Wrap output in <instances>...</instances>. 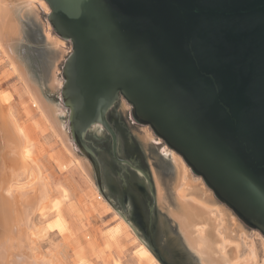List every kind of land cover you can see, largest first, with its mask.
Instances as JSON below:
<instances>
[{
  "label": "water",
  "instance_id": "obj_1",
  "mask_svg": "<svg viewBox=\"0 0 264 264\" xmlns=\"http://www.w3.org/2000/svg\"><path fill=\"white\" fill-rule=\"evenodd\" d=\"M43 1L72 45L60 99L96 175L83 143L93 123L130 165L106 118L122 99L135 124L264 237V0Z\"/></svg>",
  "mask_w": 264,
  "mask_h": 264
},
{
  "label": "rangeland",
  "instance_id": "obj_2",
  "mask_svg": "<svg viewBox=\"0 0 264 264\" xmlns=\"http://www.w3.org/2000/svg\"><path fill=\"white\" fill-rule=\"evenodd\" d=\"M8 3L19 29L18 41L14 48L15 58L29 80L40 87L45 99L57 109L66 145L74 159L86 163L90 172V176L85 175L72 156L68 153L60 154L64 151V146L50 131L46 129H43V132H40L42 129L37 131L34 123L38 121L39 116L27 100L21 83L11 74L10 68L4 64L0 55V89L9 94L16 117L26 126L31 124L34 127L31 132L40 157L39 162L41 161L42 177L46 178L47 183L50 182V194L61 203V214L64 219L59 228L50 229L55 226L57 220L55 213L47 210L48 206H43L46 209L41 208L32 217L31 224L35 226L34 246L35 252L39 254L38 258L44 257L45 260L52 258L54 262L52 264H163L149 248L156 260L155 263L138 254L140 245L147 246L144 237L137 234L118 211L107 203L94 181L91 162L74 144L68 126L69 112L63 107L60 99L63 85L61 70L72 51L70 41L58 37L50 27L47 20L50 11L46 3L47 7L36 3L35 8H29L19 0H9ZM51 42L58 43L53 45ZM130 110L131 107L120 99L106 115L117 137V156L142 168L153 189L154 205L168 218V208L160 206L158 201L153 171L170 166L167 160L169 157L165 156L166 153L163 151L171 150L148 127L135 124L130 118ZM146 130L150 132L152 139L148 140L145 136L144 140V135H148ZM83 143L94 155L102 172L107 165L113 163L110 156V138L103 129L89 131L84 136ZM58 154L60 157H57ZM183 164L187 167L185 163ZM63 165L66 168H63ZM187 169L190 181L208 191L213 203L222 206L228 212L225 211L229 214L227 218L234 216L243 234L249 239L259 240L257 235L264 238L257 230L245 226L214 197L200 177L194 175L188 167ZM165 179L163 181H166ZM164 187L166 188L165 184ZM166 196L167 201L171 203V195L167 192ZM121 212L125 215V212L122 210ZM116 228L121 230L113 238L110 233Z\"/></svg>",
  "mask_w": 264,
  "mask_h": 264
},
{
  "label": "bare ground",
  "instance_id": "obj_3",
  "mask_svg": "<svg viewBox=\"0 0 264 264\" xmlns=\"http://www.w3.org/2000/svg\"><path fill=\"white\" fill-rule=\"evenodd\" d=\"M8 1L0 0V55L11 74L21 83L27 100L39 116L34 123L37 131H50L64 146L60 154L68 153L74 159L65 143L57 109L45 99L40 87L29 80L15 58L19 29ZM19 1L29 8H35L36 3L47 7L43 0ZM46 36L49 38L48 34ZM10 101L9 94L0 89V264H52V258L39 259L35 252V226L31 219L45 208L43 206H48L47 210H52L57 220L50 229L59 228L64 222L61 203L53 199L50 182L42 177L41 161L31 132L34 127L31 124L26 126L16 117ZM93 124L95 130L100 129L96 123ZM146 133L148 135L144 137L152 139L148 130ZM163 153L169 157L166 159L170 166L153 171L158 201L160 206L168 208L169 218L182 244L197 264H264V238L257 235L259 240L249 239L243 234L234 216L227 218L228 212L213 203L208 191L190 181L189 170L182 159L169 150ZM75 159L82 173L90 176L87 164ZM62 167L66 168L65 165ZM167 192L171 195V203L167 201ZM120 230L114 229L111 237L118 235ZM138 254L152 263L156 262L144 245H140Z\"/></svg>",
  "mask_w": 264,
  "mask_h": 264
},
{
  "label": "flooded vegetation",
  "instance_id": "obj_4",
  "mask_svg": "<svg viewBox=\"0 0 264 264\" xmlns=\"http://www.w3.org/2000/svg\"><path fill=\"white\" fill-rule=\"evenodd\" d=\"M110 156L113 163L107 165L103 172L98 165V176L93 169L96 186L107 203L118 211L137 234L144 237L146 247L163 264H197L196 259L187 254L170 218L165 217L154 205L153 189L142 168L117 156L130 165L118 163L111 150Z\"/></svg>",
  "mask_w": 264,
  "mask_h": 264
}]
</instances>
